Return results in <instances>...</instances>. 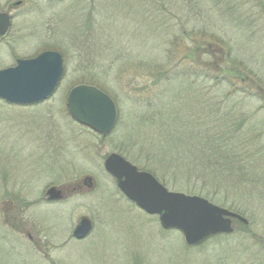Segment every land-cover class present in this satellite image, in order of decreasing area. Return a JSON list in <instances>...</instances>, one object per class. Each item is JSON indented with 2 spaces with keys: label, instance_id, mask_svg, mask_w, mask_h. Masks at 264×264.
I'll return each instance as SVG.
<instances>
[{
  "label": "rangeland",
  "instance_id": "obj_1",
  "mask_svg": "<svg viewBox=\"0 0 264 264\" xmlns=\"http://www.w3.org/2000/svg\"><path fill=\"white\" fill-rule=\"evenodd\" d=\"M0 69L46 50L51 96L0 99V264H264V0H0ZM115 103L101 136L66 98ZM117 153L169 191L243 216L246 231L189 247L127 200L104 170ZM56 193H55V192ZM92 228L72 233L80 219Z\"/></svg>",
  "mask_w": 264,
  "mask_h": 264
},
{
  "label": "water",
  "instance_id": "obj_2",
  "mask_svg": "<svg viewBox=\"0 0 264 264\" xmlns=\"http://www.w3.org/2000/svg\"><path fill=\"white\" fill-rule=\"evenodd\" d=\"M9 26V15L0 12V38ZM63 71L62 56L53 50L43 51L34 58L18 59L15 66L0 70V98L15 104L44 100L56 89ZM66 107L73 120L102 136H106L116 122L115 103L93 85L72 87ZM103 167L128 200L147 214L156 215L164 230L180 232L187 246H199L217 235L232 233L233 219L247 224L240 214L203 197L167 190L152 174L138 170L117 153L109 154ZM90 230L91 222L82 218L73 236L82 239Z\"/></svg>",
  "mask_w": 264,
  "mask_h": 264
},
{
  "label": "trees",
  "instance_id": "obj_3",
  "mask_svg": "<svg viewBox=\"0 0 264 264\" xmlns=\"http://www.w3.org/2000/svg\"><path fill=\"white\" fill-rule=\"evenodd\" d=\"M233 222H234V224L239 225V227H240L242 230H244V231H246L247 228H248V224L245 225V224H242V223H240V222H238V221H236V220H234ZM222 236H225V235H222ZM226 236H227V235H226ZM228 236H232V234H231V235H228ZM218 237H220V236H218Z\"/></svg>",
  "mask_w": 264,
  "mask_h": 264
},
{
  "label": "flooded vegetation",
  "instance_id": "obj_4",
  "mask_svg": "<svg viewBox=\"0 0 264 264\" xmlns=\"http://www.w3.org/2000/svg\"><path fill=\"white\" fill-rule=\"evenodd\" d=\"M1 11V10H0ZM7 13V12H6ZM9 14V13H8ZM9 18H10V27H11V16L9 15ZM9 31H10V28H9V30H8V32L5 34V36H3L1 39H0V42L7 36V34L9 33ZM38 55V54H37ZM37 55H35V56H37ZM35 56H32V57H29V58H33V57H35ZM24 59H28V57L27 58H24ZM18 59H16V61H17ZM16 63V62H15ZM2 101H4V100H2ZM5 102V101H4ZM7 103V102H6Z\"/></svg>",
  "mask_w": 264,
  "mask_h": 264
}]
</instances>
